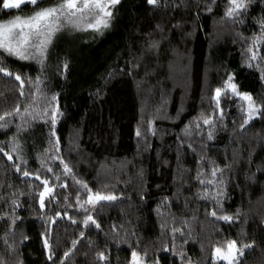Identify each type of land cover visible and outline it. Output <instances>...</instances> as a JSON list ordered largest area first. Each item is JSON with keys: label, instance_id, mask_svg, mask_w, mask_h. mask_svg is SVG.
Here are the masks:
<instances>
[{"label": "trees", "instance_id": "1", "mask_svg": "<svg viewBox=\"0 0 264 264\" xmlns=\"http://www.w3.org/2000/svg\"><path fill=\"white\" fill-rule=\"evenodd\" d=\"M206 3L207 0H187V6L153 12L145 0H122L111 27L102 34L91 30L65 33L52 49L46 72L49 95L60 93L61 104L67 106L65 118L58 124L61 153L78 178L94 190L108 185L107 190L118 196L123 193L118 201L93 213L101 230L83 229L82 224L73 225L67 218L58 219L53 225L52 241L58 242V256L62 257L71 247L73 239L80 241L65 264H102L97 260L101 251L110 264H128L130 246H137V242L138 251L147 250L152 256L170 242L172 227L184 233L187 243L177 233L175 245L182 247L193 264H210L212 248L229 239H236L238 244L255 241L245 251L243 264H264V119L242 129L237 100L222 98L221 106L228 113L226 128H220L208 141L207 126L201 120L200 135L193 132L190 140L184 139L183 146L177 140L184 136L183 129L190 121L194 128L201 113H213L214 90L230 72L236 73L241 91L252 93L258 103H264V83L257 71L243 65V41L236 35L241 32L250 38L259 32L254 21L264 15V0H254L250 16L242 25L223 18L227 0H217L211 13L204 10ZM31 10L24 7L22 13L13 11L10 15ZM5 18L0 15V19ZM157 23L164 26L163 33L153 31ZM149 32L151 39L161 42L159 55L144 56L131 75L117 72L97 98L94 93L104 85L102 76L137 63L135 57L142 52ZM64 58L70 62L66 77L57 70ZM6 59L14 70L36 75L35 64L20 68V62ZM18 99V82L0 76V112L13 108ZM149 120L157 129L156 135L146 134L138 140L136 128L142 127L147 133ZM15 131L14 125L7 132L0 131V141ZM47 132V127L37 121L29 132L21 134L30 171L40 168L37 155L47 147ZM189 142L195 152L187 148ZM200 157L215 161L221 168L231 165L225 173L229 181L225 208L229 214L237 208L241 210L240 219L231 225L210 217V202L197 196L200 185L194 177ZM14 162H19L15 155ZM12 163L0 153V196L4 197L0 200V214L11 213V192H23V196H18L23 207L17 210L23 222H18L15 234L8 237L12 248L0 239V261L46 264L38 202L28 199L29 193L35 192L29 184L39 182L20 177L10 167ZM203 167L208 170L209 165ZM68 183L71 185V178ZM57 191L71 192L72 188ZM164 197L170 201L166 205L162 203ZM69 202L75 205L74 192ZM45 211L53 214L47 208ZM67 211L82 220V213L75 207ZM7 228L8 224L0 222V238ZM82 229L86 232L83 238L79 237ZM22 234L29 239L23 241ZM159 254L162 264H181L179 257L167 252Z\"/></svg>", "mask_w": 264, "mask_h": 264}, {"label": "snow or ice", "instance_id": "2", "mask_svg": "<svg viewBox=\"0 0 264 264\" xmlns=\"http://www.w3.org/2000/svg\"><path fill=\"white\" fill-rule=\"evenodd\" d=\"M121 3L122 0H51V2H46V0H0V15L7 17L0 19V76L9 81L18 82L20 97L13 108L0 112V131L7 132L13 125L16 129L7 140L0 141V153L8 161L13 162L10 167L14 168L20 177L39 182V184H29L30 188L35 189V192H30L28 199L38 202L40 210L38 220L43 228L40 239L43 254L46 256V264H65L70 254L73 253V249L80 242L73 239L71 247L64 251L63 256L57 255L58 242L57 244L53 243L52 230L58 219L67 218L73 225L82 224L83 229L91 230L94 227L101 230V224L93 213H98L100 207L105 204L111 205L123 195L121 193L118 196L114 191L107 190L108 185H102L101 188L94 190L87 181L78 178L73 166L62 155L58 124L65 118L67 106L61 104L60 93L53 92L49 95L50 80L46 74L52 49L65 33L91 30L102 34L111 27L117 5ZM145 3L153 12H167L170 7L178 8L181 4L187 6V0H180L179 4L177 0H145ZM216 3L217 0H207L204 10L211 13ZM253 3L254 0H227L223 18L230 20L234 25H242L250 16L249 10ZM24 7H31L32 10L27 14L10 15L13 11L22 13ZM254 23L259 27L258 33H254L250 38L245 37L241 32L236 35L239 40L243 41V65L249 70L257 71L260 81L264 83V15L256 18ZM178 26L176 25V27ZM153 31L163 33L164 26L157 23ZM151 37L152 32L147 33L146 41L142 44V52L135 57L137 63L132 64L131 68L113 69L107 75L102 76L104 85L98 86L94 93L97 98L101 97L102 88L107 86L117 75V72L121 74L126 72L131 75L132 70L139 67L138 61L144 56L159 55L161 42L151 39ZM6 58L20 62V68L35 64L37 66L36 75L32 76L26 71L14 70L9 66ZM57 70L62 77L70 74V62L67 58L57 64ZM222 98H235L237 100V109L242 116V123L240 124L242 129L255 120L264 119V103H258L252 93L240 90V86L236 83V73L233 71L228 73L227 79L223 80L222 84L214 90L212 97L213 113L209 115L201 113L196 118L194 128L191 121L185 125L184 136L177 137L182 146L184 139L190 140L193 132L196 135L203 132L201 120L203 125L207 126L208 141L214 139L220 128H226L224 121L228 118V113L221 106ZM37 121H40L48 129L47 147L44 148L42 154L37 155L40 168L33 172L28 168L29 161L25 156L21 134L29 132ZM156 132L157 129L153 121L149 120L147 133L142 130V127H137L135 136L139 140L146 134L155 136ZM187 148L195 152L191 142L187 144ZM14 155L15 161L19 162H14ZM204 164L209 165L208 170L204 169ZM57 168L59 171L56 170ZM230 170L231 165H225L224 168H221L215 161L200 157L197 161L194 177L200 185L197 196L211 204V210L207 214L216 221H223L229 225L235 223L241 216L239 208L233 214H229L225 208L229 185L225 173ZM44 173L51 174V176ZM68 178H71V185L68 183ZM70 187L72 188L71 192L57 191V189L67 190ZM73 192L75 193V205L69 202ZM10 195L13 197L10 201L11 213L0 214V222L8 224L4 236L0 239H3L5 245L12 248V245L8 243V237L10 234H15L18 222H23L17 210L23 207L18 196H23L24 193L13 191ZM3 198L0 196V200ZM144 198L145 196L142 195L141 199ZM169 202L168 197L163 198L162 203L166 205ZM73 207L78 213H82V220L78 221L74 216L69 215L67 209ZM46 208L53 214L49 215L45 211ZM62 208L63 211L59 210ZM164 227L165 225H162V228ZM112 228L113 231L116 230L115 225ZM83 229L79 232L81 238L86 236ZM170 231L172 234L170 242L157 249L152 256H149L147 250H137L139 242H137V246H130L128 264H162V258L159 254L161 252L179 257L181 264H193L182 247L178 249L175 245L177 233L180 234L183 243H187V240L183 239L182 230L172 227ZM132 234L134 235V233ZM28 239V236L22 234L23 241ZM126 242L122 241V243ZM254 243L255 241H253ZM253 244H238L236 239L217 242L211 251L210 264H221V262L223 264H243L242 258L245 256V251L251 249ZM97 260L102 264H110L108 256L103 251L97 253ZM0 264H4V262L0 261ZM18 264H22V261H18Z\"/></svg>", "mask_w": 264, "mask_h": 264}]
</instances>
